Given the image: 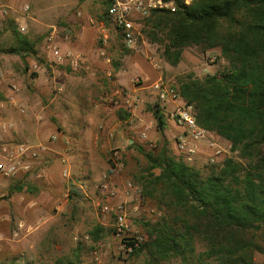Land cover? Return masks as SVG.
<instances>
[{
  "label": "rangeland",
  "instance_id": "obj_1",
  "mask_svg": "<svg viewBox=\"0 0 264 264\" xmlns=\"http://www.w3.org/2000/svg\"><path fill=\"white\" fill-rule=\"evenodd\" d=\"M105 2L0 0V71L4 75L0 86L3 104L0 119L12 125L6 142L43 144L52 149V157L37 164L28 177L4 180L0 186V264H54L78 246L81 264H144V255H123L122 238L116 234L114 217L101 214L104 200L98 186L111 180L124 189L131 183L134 191L142 194L140 182L146 176L147 160L141 149L157 152L166 143L169 152L179 157L178 133L169 128L166 109H163L165 131L158 128L154 115L156 99L151 88L154 82L162 78L176 86L182 76L193 74L204 79L228 66L220 48L204 52L196 46L185 48L182 61L171 66L162 56L163 46L143 34L144 21L139 24L137 46L126 48L113 22L105 15ZM27 5L30 9L26 13ZM22 26L25 32L20 30ZM82 26L93 35L86 33L79 49L78 33ZM54 27L60 37L62 32L70 36V41L61 43L62 49L82 56L85 63L82 70L74 71L68 65L49 61L46 39ZM13 28L19 37L35 45L36 58L44 62L25 52L7 53L11 46L20 43ZM104 29L110 36L106 45L99 39ZM155 62L161 69L153 65ZM34 64L40 66L39 72L33 70ZM107 71L112 72V81ZM14 85L18 90L15 104L10 105L8 100ZM116 87L140 97L141 103L134 112L111 101ZM168 106L172 111L171 105ZM57 128L62 129L67 139L53 146L49 138ZM219 143L226 152L216 165L202 155L192 166L207 175L226 158L240 160L226 141L220 138ZM116 151L119 160L114 158ZM20 181L24 183L23 190L13 192ZM159 198V192L153 202L143 197L141 208L134 212L133 207L138 205L135 196L128 208L132 234L139 233L147 239L144 244L149 241L144 224H154L165 215V207H159ZM19 224H23L20 231ZM96 230H100L98 239L92 235ZM257 240L264 246L262 235ZM197 249L204 248L199 244ZM255 258L264 263V254L256 253Z\"/></svg>",
  "mask_w": 264,
  "mask_h": 264
},
{
  "label": "trees",
  "instance_id": "obj_2",
  "mask_svg": "<svg viewBox=\"0 0 264 264\" xmlns=\"http://www.w3.org/2000/svg\"><path fill=\"white\" fill-rule=\"evenodd\" d=\"M142 32L163 46L171 66L182 61L187 47L221 49L228 63L223 72L204 79L185 75L175 87L184 103L194 105L197 124L226 141L243 161L226 158L204 175L173 156L166 143L157 152L141 149L147 160L142 195L153 202L159 192L165 215L144 224L149 241L130 256L144 255V264H264L255 258L264 254L257 240L264 239V0H194L175 12L154 11L144 19ZM17 37L19 45L7 53L36 58L35 45ZM154 115L164 132V111ZM23 184L13 192H21ZM92 235L100 238V230ZM199 244L203 250L198 251ZM80 251L78 246L54 264H81Z\"/></svg>",
  "mask_w": 264,
  "mask_h": 264
},
{
  "label": "built area",
  "instance_id": "obj_3",
  "mask_svg": "<svg viewBox=\"0 0 264 264\" xmlns=\"http://www.w3.org/2000/svg\"><path fill=\"white\" fill-rule=\"evenodd\" d=\"M109 2L108 18L113 22L115 30L120 36L123 45L132 49L137 46L139 35V24L148 18L154 11L175 12L179 8L189 7L194 0H180V4H175L173 0H107ZM30 7L27 5L24 11L27 13ZM80 15V13H79ZM20 30L25 32V27ZM59 31L56 27L46 39V52L48 59L53 64L68 65L74 71H80L84 68V61L81 55L73 50H63L61 43H67L71 40L70 36ZM100 41L106 45L110 39L109 34L103 30L99 36ZM157 69H161L155 62L153 64ZM40 66L34 64L33 70L40 71ZM107 76L112 81V72L107 71ZM4 75L0 71V86L3 84ZM153 94L156 99L154 111L165 109L168 105H173V110L168 116L173 123L182 130L176 136V149L178 155L189 165H193L204 152L202 147L205 145L208 151L205 153L209 163L216 165L220 158L226 152L219 143L220 138L214 133L200 127L196 121V110L194 105L186 104L180 98L177 88L159 78L152 85ZM17 87H11L12 95L9 96V104H15L14 95ZM115 106L128 112H134L137 109L141 99L138 95L125 89L116 87L110 96ZM3 104L0 103V110ZM12 125L0 119V186L4 180L15 179L27 173L33 172L37 164L47 158H51L52 149L48 145L30 144L24 142H6V136L10 133ZM52 139V138H51ZM54 139V137H53ZM231 148V146H230ZM116 160L120 159L118 151L114 153ZM67 175V172L64 173ZM100 197L104 200L101 207V214L104 216L112 215L115 219L114 228L116 234L122 238L124 256H130L140 249L147 240L139 233L132 234L128 222V208L131 202L136 199L138 205L133 207L137 212L141 208L143 195L141 192L134 191L132 184H128L121 189L117 183L106 180L98 186ZM23 224H19V231ZM19 231L15 233L17 236ZM1 240V236H0Z\"/></svg>",
  "mask_w": 264,
  "mask_h": 264
},
{
  "label": "crops",
  "instance_id": "obj_4",
  "mask_svg": "<svg viewBox=\"0 0 264 264\" xmlns=\"http://www.w3.org/2000/svg\"><path fill=\"white\" fill-rule=\"evenodd\" d=\"M80 3V1L79 0H76V4H79ZM82 3V2H81ZM86 33H92V35H93V32L90 30V29H87V27L86 26H82L81 27V29L79 30V39H78V44H77V47L79 48V49H81L82 48V46L83 45H81V40L82 41H84V38H83V36L85 37V35H86ZM76 45V44H75ZM122 72V71H121ZM107 74V73H106ZM119 74H121V73H119ZM120 84H122V85H124V86H126L125 84H124V82L123 81H121L120 80ZM168 107H170V106H166V111H168V113L167 114H169V112H171V111H169V109H168ZM171 108H173V105H171ZM171 123V124H169V128L171 127V131H173V130H175L174 131V133H179V132H181V128L180 127H177L174 123H173V121L172 120H169L168 119V123ZM168 131V130H167ZM104 134H106V132L104 133ZM178 135V134H177ZM53 137H54V139H53ZM74 137V136H73ZM52 138V139H51ZM51 138H49V141L51 142V144L53 145V146H58V142H61L62 140H66L67 139V137H65V135L63 134V132H62V129L61 128H57V130L53 133V135H52V137ZM208 151V149L206 148V146L204 145L203 147H202V152H204V156H206L205 155V153ZM51 156H52V154H51ZM48 159V158H47ZM44 162H45V160H43ZM41 162V163H44V162ZM49 161V160H48ZM47 161V162H48Z\"/></svg>",
  "mask_w": 264,
  "mask_h": 264
}]
</instances>
